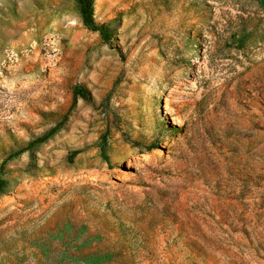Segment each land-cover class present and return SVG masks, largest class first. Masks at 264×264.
Segmentation results:
<instances>
[{"label":"rangeland","instance_id":"374dc122","mask_svg":"<svg viewBox=\"0 0 264 264\" xmlns=\"http://www.w3.org/2000/svg\"><path fill=\"white\" fill-rule=\"evenodd\" d=\"M0 0V264H264V0Z\"/></svg>","mask_w":264,"mask_h":264},{"label":"trees","instance_id":"16d2710c","mask_svg":"<svg viewBox=\"0 0 264 264\" xmlns=\"http://www.w3.org/2000/svg\"><path fill=\"white\" fill-rule=\"evenodd\" d=\"M79 3L81 21L85 27L93 31H99L104 40L107 39V33L103 25H95L92 20L91 14V0H77ZM3 186V182L0 181V190Z\"/></svg>","mask_w":264,"mask_h":264}]
</instances>
